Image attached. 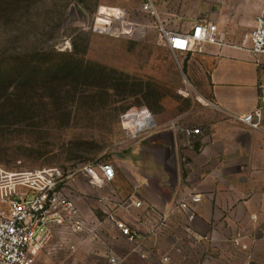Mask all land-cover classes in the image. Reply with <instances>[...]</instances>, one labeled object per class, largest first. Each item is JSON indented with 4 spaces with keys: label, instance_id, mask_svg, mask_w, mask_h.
I'll use <instances>...</instances> for the list:
<instances>
[{
    "label": "rangeland",
    "instance_id": "1",
    "mask_svg": "<svg viewBox=\"0 0 264 264\" xmlns=\"http://www.w3.org/2000/svg\"><path fill=\"white\" fill-rule=\"evenodd\" d=\"M154 1L172 30L187 31L209 18L220 21L230 42L252 32L239 3ZM144 2L0 0L1 168L22 172L112 164L116 155L146 138L128 134L126 123L130 130L137 125L125 123L123 116L133 108L153 113L157 127L151 133L193 127L187 117L196 111L194 102L203 101L199 86L185 75L186 61L160 42L155 19L141 11ZM101 12L124 14L112 24L116 34L97 30V21L101 27L108 21ZM130 24L134 32L122 34ZM87 186L91 193L84 201L90 211L83 213L103 220L98 192L109 188ZM164 236L168 240L160 246L147 241L151 259L130 255V246L122 240L90 243L86 235L65 238L76 244L75 252L66 246L57 251L62 238L55 236L38 264H110L108 253L126 256L125 264H264L249 259L231 239L211 237L176 247L170 235Z\"/></svg>",
    "mask_w": 264,
    "mask_h": 264
},
{
    "label": "crops",
    "instance_id": "2",
    "mask_svg": "<svg viewBox=\"0 0 264 264\" xmlns=\"http://www.w3.org/2000/svg\"><path fill=\"white\" fill-rule=\"evenodd\" d=\"M228 1L241 4L253 29L264 0ZM250 35L224 47L203 45L179 55L186 61L185 75L198 84L203 98L187 117L202 135L189 138L175 127L148 133L115 156L116 177L108 186L119 200L137 196L165 212L188 192H199L204 200L197 207L196 233L231 239L249 259L264 262V119L258 128L240 121L264 97V55L251 52ZM78 187V204L87 213L84 198L91 189L85 178ZM114 233L110 239L116 243ZM162 240L168 238H152L149 245L160 246Z\"/></svg>",
    "mask_w": 264,
    "mask_h": 264
},
{
    "label": "built area",
    "instance_id": "3",
    "mask_svg": "<svg viewBox=\"0 0 264 264\" xmlns=\"http://www.w3.org/2000/svg\"><path fill=\"white\" fill-rule=\"evenodd\" d=\"M142 13L155 19L154 29L160 42L175 55L200 50L203 45L224 47L229 44L228 36L219 22L206 18L192 25L189 31L179 32L170 29L161 20L154 0H145ZM101 15V14H100ZM122 12L113 16H103L107 25L97 30L116 34L118 29L113 22ZM102 16V15H101ZM130 24L123 27L122 34L134 32ZM251 52L264 55V6L255 20L251 35ZM137 125L130 130L127 121ZM264 119V97L262 104L254 111L240 117L242 124L252 128L261 126ZM130 137L147 135L156 126V118L147 108H133L123 116ZM181 134L194 138L202 135L200 128L174 126ZM116 171L111 163L82 164L75 167H54L33 171L9 172L0 167V264H38L41 255L48 249L55 236H61L56 250L67 247L72 252L76 244H68L69 236L86 235L90 243L111 242L110 235L117 233V241L130 246V255L136 254L151 259L153 253L146 247L147 241L170 235L174 246L200 244L209 240L195 231L197 207L204 196L190 191L186 197L162 211L157 205L144 202L137 196L125 200L117 199L108 186L114 181ZM85 178L94 188H106L109 195H100L105 217L100 220L84 214L78 204L80 193L78 180ZM135 210H141L134 214ZM189 240V241H188ZM67 243V244H66ZM109 249V248H108ZM110 264H125L126 256L108 253ZM164 261H168L164 258Z\"/></svg>",
    "mask_w": 264,
    "mask_h": 264
},
{
    "label": "bare ground",
    "instance_id": "4",
    "mask_svg": "<svg viewBox=\"0 0 264 264\" xmlns=\"http://www.w3.org/2000/svg\"><path fill=\"white\" fill-rule=\"evenodd\" d=\"M101 15H102V16H113L114 14H113V15H112V14H111V15H104V14L101 12ZM104 18H105V17H104ZM99 19H103V18H99ZM99 19H98V20H99ZM104 20H105V19H104ZM105 21H106V20H105ZM106 22H107V21H106ZM97 25H98V21H97ZM98 26H100V25H98ZM125 121H127L126 118H125Z\"/></svg>",
    "mask_w": 264,
    "mask_h": 264
}]
</instances>
